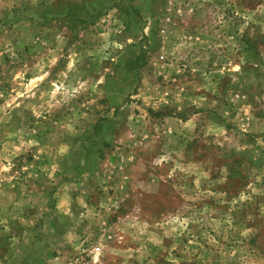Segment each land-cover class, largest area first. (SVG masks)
Returning a JSON list of instances; mask_svg holds the SVG:
<instances>
[{
  "label": "rangeland",
  "instance_id": "374dc122",
  "mask_svg": "<svg viewBox=\"0 0 264 264\" xmlns=\"http://www.w3.org/2000/svg\"><path fill=\"white\" fill-rule=\"evenodd\" d=\"M0 264H264V0H0Z\"/></svg>",
  "mask_w": 264,
  "mask_h": 264
}]
</instances>
